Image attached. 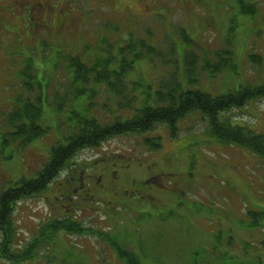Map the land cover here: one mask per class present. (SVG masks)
Wrapping results in <instances>:
<instances>
[{"label":"rangeland","instance_id":"374dc122","mask_svg":"<svg viewBox=\"0 0 264 264\" xmlns=\"http://www.w3.org/2000/svg\"><path fill=\"white\" fill-rule=\"evenodd\" d=\"M240 2L256 5L254 19L240 13ZM232 21L234 70L210 78L202 73L201 61L199 83L191 85L185 55L194 52L202 60H216V53L228 48ZM182 31L194 45L184 42ZM130 35L160 55L145 57L127 74L123 95L119 87V93L110 92L91 80L73 83L68 58L81 57L89 66L113 58L108 68L116 70L122 59L119 51ZM254 56L261 65L253 64ZM176 78L183 91L200 90L213 97L261 84L264 0H0V144L2 136L11 133L7 116L20 97L41 99L39 125L47 131L23 149L16 143L5 148L0 156V196L36 178L52 148L79 132L74 113L102 124L125 121L142 107L156 105V92ZM78 90L96 93L93 97ZM223 118L264 133V100ZM207 131L203 113L193 111L173 127L158 125L82 151L44 192L17 205L11 248L20 254L19 248L43 223L71 217L115 236L142 264H264V223L253 225L250 216L264 212V159L223 145ZM99 166L118 182L110 193H101L107 177L99 181L104 172ZM92 167L98 192L83 202L73 197L76 184L67 179L75 171L79 174V168ZM2 235L0 231V246ZM40 251L27 264H126L110 244L92 236L59 232ZM0 264L10 263L0 257Z\"/></svg>","mask_w":264,"mask_h":264},{"label":"trees","instance_id":"16d2710c","mask_svg":"<svg viewBox=\"0 0 264 264\" xmlns=\"http://www.w3.org/2000/svg\"><path fill=\"white\" fill-rule=\"evenodd\" d=\"M240 13L254 19L257 7L255 4L240 2ZM230 26L227 38L228 48L216 54L217 59L208 56L202 60L194 52H188L184 59V66L188 82L191 85L199 83V66L203 62L202 73L210 78H215L228 70H234L232 64L234 47V22ZM181 37L184 42L193 44L194 42L186 31H182ZM127 45L123 47L119 54L122 55L119 68L109 70V65L113 58L97 60L92 65L85 64L81 57H70L67 59L68 68L73 70V83H89L91 80L95 84H105L110 92H118V87L122 94L127 90L126 76L131 73L135 66L145 57L152 60V56H159L158 50L149 46L143 39H137L130 35L124 40ZM101 50V49H100ZM205 55L208 52H204ZM83 57H85L83 55ZM253 64L261 65L260 58H251ZM214 61H217L215 63ZM28 91H32L31 85H26ZM118 88V89H119ZM78 94L90 92L95 96L94 90H78ZM264 99V81L257 86L239 88L236 93L213 97L200 90L183 91L179 80L162 85L155 94L156 105H146L135 111L132 118L122 121L116 119L108 124L100 123L96 118H85L80 114H75L73 119L81 128L78 133L67 137L66 144H59L52 148L51 157L47 165L37 174L36 178L22 181L11 187L0 196V231H3V240L0 246V254L13 263H20L33 259V251L51 243L59 231H64L68 235H97L103 241L110 244L118 253L121 260L126 264H142L140 258L135 254L120 247L115 241V236L101 233L95 229L85 228L70 218H64L54 222H49L39 229V237L31 246L27 254H14L11 245L14 243L16 228L13 215L16 205L21 200L33 198L44 192L53 179L59 176L67 166L69 160L74 159L86 148H98L107 141L121 135L142 134L152 130L160 124L174 126L182 119H185L193 111H200L209 123V134L223 145H232L237 148H244L259 159H264V133L255 132L250 128L240 125H232L227 119L222 120L221 116L231 110L240 109L251 102ZM43 110L41 99L35 102L25 101L22 97L17 99V107L7 116L10 132L3 135L0 144V155H3L5 148L16 143L21 148L27 147L30 143L46 134V129L39 125ZM154 140H151L153 142ZM12 157V156H11ZM8 158V157H4ZM254 219L253 225L264 223V212H251ZM260 264V263H259Z\"/></svg>","mask_w":264,"mask_h":264},{"label":"flooded vegetation","instance_id":"af4514ba","mask_svg":"<svg viewBox=\"0 0 264 264\" xmlns=\"http://www.w3.org/2000/svg\"><path fill=\"white\" fill-rule=\"evenodd\" d=\"M109 171V172H103L101 175V178L99 181H104V177L106 176L107 179L105 180V184L101 186V189L104 191V192H101L102 194H107V193H110L113 191V187L116 186V184H118V182L115 183L112 182L113 181V177H114V174ZM91 176L92 174H89V172L87 171H82L78 176L76 174L74 175H71L69 178H68V181L71 183V184H76L75 186H73L74 188V193L72 194L73 197H78L82 200H85L86 198H89L91 196L95 197L96 193L98 192V189L97 187L94 186V184L92 183V180H91ZM117 178V176L115 177V179ZM72 195H68L66 196L65 194H63V196H66L67 199H71L70 197ZM63 199H65L63 197ZM51 216L54 215L53 212H51L50 214Z\"/></svg>","mask_w":264,"mask_h":264}]
</instances>
